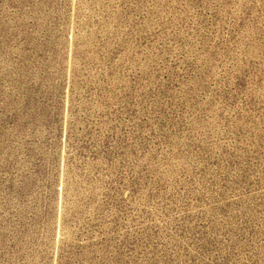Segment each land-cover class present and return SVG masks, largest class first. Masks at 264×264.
<instances>
[{"label":"rangeland","instance_id":"374dc122","mask_svg":"<svg viewBox=\"0 0 264 264\" xmlns=\"http://www.w3.org/2000/svg\"><path fill=\"white\" fill-rule=\"evenodd\" d=\"M0 264H264V0H0Z\"/></svg>","mask_w":264,"mask_h":264}]
</instances>
